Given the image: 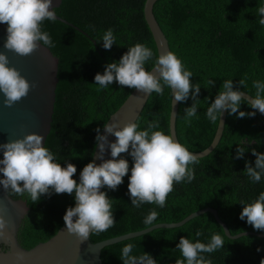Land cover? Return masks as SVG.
<instances>
[{"label": "trees", "instance_id": "1", "mask_svg": "<svg viewBox=\"0 0 264 264\" xmlns=\"http://www.w3.org/2000/svg\"><path fill=\"white\" fill-rule=\"evenodd\" d=\"M144 0H61L54 8L56 15L73 24L84 34L58 20H45L41 30L47 32L54 44L48 48L57 58V82L54 89L50 128L43 146L55 157L61 167L73 164L77 171L72 177L79 182L82 168L89 163L95 145V129H101L107 117L119 106L130 88L115 81L107 88L95 84L94 76L103 74L105 65L119 62L128 48L137 43L153 51V58L146 61L147 71L154 63L156 51L150 32L142 15ZM264 0H156L152 15L167 40L170 52L182 62L185 70L192 72L193 85L200 92L194 101L197 114L185 118L184 109L193 103L191 95L184 102H177L174 130L177 141L188 151L198 152L210 142L216 123L206 117L208 106L223 91V82L232 80L234 89L255 97L254 81L264 83V25L259 24L257 9ZM112 29L116 38L110 50L102 46V37ZM93 40V41H92ZM214 81L211 87L209 80ZM245 81L240 86L239 81ZM264 97V93L261 94ZM170 89L163 95L153 92L147 97L135 119L138 131L149 122L158 121L159 128L168 135ZM240 111L252 112L246 102ZM237 147L245 149L242 159L236 158ZM251 149L264 153V120L256 111L254 117L238 118L225 111L221 136L215 147L199 163L190 165L195 179L191 183H174L167 196L165 207L155 204L131 206L128 193L132 157L127 153L129 172L116 190L107 186L105 192L111 200L115 224L107 231L90 233L91 242L136 231L149 225L145 217L155 210L153 222H176L192 211L203 207L215 209L218 218L230 234L257 231L241 220L239 214L244 204L254 202L264 192V176L252 182L245 170V161L254 166ZM22 186V185H21ZM10 191V190H9ZM7 193V192H6ZM9 195V193H7ZM25 201L27 212L16 232L18 244L27 249L50 237L63 222L66 209L71 207L74 194L42 195L33 202L29 195H9ZM202 234L197 237L196 232ZM213 234L220 235L224 246L213 253H202L211 264H260L264 258V237L247 234L237 238L224 236L210 213L199 214L180 226L155 228L144 234L106 245L100 250L101 264H122L121 251L126 244H133L131 255L148 253L157 264H175L183 260L176 245L183 236L195 243L207 244ZM260 251H257V249ZM186 264V261H185Z\"/></svg>", "mask_w": 264, "mask_h": 264}, {"label": "clouds", "instance_id": "2", "mask_svg": "<svg viewBox=\"0 0 264 264\" xmlns=\"http://www.w3.org/2000/svg\"><path fill=\"white\" fill-rule=\"evenodd\" d=\"M51 9V10H50ZM259 24L264 25V6L257 9ZM57 15L52 7V0H0V24H6V40L3 47L20 56L31 55L39 45L47 48L54 47L47 32L41 30L45 20L56 21ZM112 29L105 31L102 37V46L110 50L115 44ZM153 51L143 44L137 43L128 48L119 62L105 65L103 74L94 76L95 84L107 88L115 81L122 87L136 89L150 96L153 92L163 95L164 88L171 90L175 102H184L191 95L193 103L184 109L185 118L195 117L197 105L194 101L200 92V86L193 85L190 78L192 72L185 70L182 62L173 52H164L155 58L151 72L146 71L144 64L153 58ZM8 57L0 52V93L3 94V104L12 107L26 97L35 84L29 82L14 67H9ZM240 86L245 81L238 82ZM214 85L213 80L208 81ZM255 97H244V93L233 90L232 80L223 82V91L216 95L208 106L206 117L216 123L223 111L229 115L236 114L238 118L254 117L256 111L264 114V83L254 81ZM246 102L256 111H240V105ZM105 135H100V129H95V142L99 152L96 159L102 162L97 165L93 162L86 164L79 174L77 183L72 177L77 169L67 163L61 167L55 162L54 155L43 146V137L36 133L25 135L22 139L11 140L0 144L3 158L0 159V185L5 192L23 196L27 193L35 203L42 195L74 194L75 207H69L63 216L66 230L75 234L81 242L88 239L90 233H101L111 228L115 222L111 200L101 188L107 186L116 190L123 183V177L129 172L126 159L119 158L127 153L132 157L131 175L129 176L128 193L131 206L139 208L142 204H155L165 207L167 196L173 191L174 183L188 182L195 179L194 169L190 165L199 163L200 157L189 152L181 143L162 131H153L159 128L158 121L149 122L147 128L138 131V124L128 122L122 127L115 121L103 125ZM108 134L115 136V142L108 141ZM106 148L110 149L112 159L105 160ZM245 149L237 147L236 158L242 159ZM255 156L254 166L245 161V172L252 182H259L264 176V153L251 149ZM22 185V186H21ZM10 190V191H9ZM239 214L254 230L264 231V192L249 204H244ZM158 213L152 210L144 219L145 225H152ZM76 218L75 220L73 218ZM8 222L0 216V236L4 235ZM202 233L198 230L196 236ZM224 240L218 234H213L205 244L197 240L191 242L181 237L176 248L180 250L183 260H176L175 264H211L202 253H213L223 248ZM134 245L126 244L121 251L122 264H157V261L148 253L131 255ZM257 251H260L258 248ZM18 259L22 257L18 256ZM264 264V258L260 260Z\"/></svg>", "mask_w": 264, "mask_h": 264}, {"label": "water", "instance_id": "3", "mask_svg": "<svg viewBox=\"0 0 264 264\" xmlns=\"http://www.w3.org/2000/svg\"><path fill=\"white\" fill-rule=\"evenodd\" d=\"M60 1L61 0H52V7H57ZM155 1L156 0L143 1L142 15L153 40L157 57L161 53L170 50L167 40L151 12L152 5ZM56 20L73 27L75 30L85 35L82 30L67 22L65 19L57 16ZM6 28V24H0V52H3L8 57V66L17 69L29 84L31 85L34 83L35 87H32L28 95L15 103L12 107H6L3 104L4 97L3 94L0 93V144L8 143L11 140L22 139L25 135L30 133L41 135L44 138L42 143H44L50 128L54 89L57 82V58L43 45H39L37 50L28 56H20L12 51L4 49L3 44L7 36ZM152 69L153 65L147 71L151 72ZM243 93L244 97L250 98L249 94ZM147 97L146 94L136 89H131L119 106L107 117L104 124L108 122L111 123L115 120L122 127L128 122H134L146 102ZM176 108L177 102L174 101V97H172L170 90L168 135L172 136L175 141H177L174 130ZM225 111H223L219 121L216 123L209 144L201 151L189 152L202 157L215 147L223 129ZM259 114L264 120V114ZM103 125L100 129V135H105ZM107 138L109 142H115L116 139L115 136L111 134H108ZM98 152L99 149L96 147L95 142L89 162H93L97 165L102 162L96 159V154ZM2 158L3 153L2 150H0V159ZM104 159H112L110 149L108 148L105 150ZM0 167H2V165H0ZM0 179H3L2 173H0ZM75 204L76 202L73 200L71 207H75ZM27 209L24 200L11 198L4 191L3 186L0 185V216H3L8 222L4 235L0 236V264H101L100 250L102 247L144 234L155 228H173L180 226L189 219L204 212L212 215L215 222L220 226L224 236L227 238L233 239L247 234L264 237L263 233L253 231H241L230 234L226 225L218 218L215 209L206 206L190 212L176 222H158L136 231H130L95 242H91L89 237L81 242L75 234L67 232L63 220L61 225L50 237L25 249L18 244L16 232ZM73 219L75 220L76 218L74 217ZM18 256L22 257V259H18Z\"/></svg>", "mask_w": 264, "mask_h": 264}]
</instances>
